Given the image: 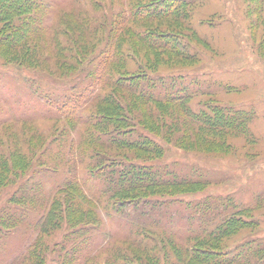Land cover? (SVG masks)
<instances>
[{
	"label": "rangeland",
	"instance_id": "1",
	"mask_svg": "<svg viewBox=\"0 0 264 264\" xmlns=\"http://www.w3.org/2000/svg\"><path fill=\"white\" fill-rule=\"evenodd\" d=\"M42 1L0 54V264H264V0Z\"/></svg>",
	"mask_w": 264,
	"mask_h": 264
},
{
	"label": "trees",
	"instance_id": "2",
	"mask_svg": "<svg viewBox=\"0 0 264 264\" xmlns=\"http://www.w3.org/2000/svg\"><path fill=\"white\" fill-rule=\"evenodd\" d=\"M47 3L46 1L42 0H0V54H3L4 51L10 50L13 52L17 51L19 48H22L24 45H28L30 43L37 42L41 39V32L42 30L45 31L46 27L43 26L42 22V11L46 10L47 11ZM175 8V9H174ZM177 7L175 6H170V11L166 12L167 17H171L174 13V10H176ZM140 11V8L138 9ZM129 16V17H128ZM127 19H130L132 21H137V22H146L148 20L153 19L154 15L152 12H146L145 14L142 12H138L135 10L131 12L130 14L127 15ZM87 26V25H86ZM93 27H88L86 32H91V35L97 32L99 29V26L94 28ZM123 27V26H122ZM94 29V30H92ZM132 38H134V42L131 41V43H137V46H145L146 49H161L165 50L167 52H171L175 57L181 56V54H187L185 53L186 51L184 49H181V47L174 46L172 45L171 42H158L155 36H152L150 32H145V33H138V32H133V35H131ZM74 43V40L71 41V44ZM135 46L134 44L132 47ZM35 47V46H34ZM33 47V48H34ZM36 51H34V54H37L39 52L38 45L35 47ZM79 54H87V50H79ZM86 52V53H85ZM29 52H27L26 55H28ZM32 53V52H31ZM77 55V59L79 57ZM32 61L31 62H37L38 56L33 55L31 57ZM82 62V59H79ZM77 60L80 63V61ZM81 64V65H82ZM75 67V66H74ZM30 69V68H26ZM102 81V80H101ZM99 83V82H98ZM112 86L116 89H121V90H129L131 92H137V89L142 91L146 86L142 84H134L132 87L121 83L118 80H113ZM148 88V87H147ZM148 88L147 90H149ZM89 134V133H88ZM91 137L89 138L90 142H96L98 141V138L94 134H90ZM119 141L115 142V146H120ZM124 146L126 144L127 147H132L137 151L145 150L146 145L143 141H135V142H127L123 143ZM59 208L53 209L54 216L57 214L56 212L60 210V205H58ZM10 214L8 213L5 216L4 223H1V226L5 227V233H0L3 236H6L10 231L8 229H14L13 224L10 219Z\"/></svg>",
	"mask_w": 264,
	"mask_h": 264
}]
</instances>
